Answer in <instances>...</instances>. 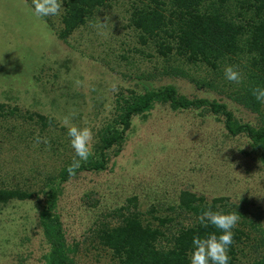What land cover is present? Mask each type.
<instances>
[{
	"label": "rangeland",
	"instance_id": "1",
	"mask_svg": "<svg viewBox=\"0 0 264 264\" xmlns=\"http://www.w3.org/2000/svg\"><path fill=\"white\" fill-rule=\"evenodd\" d=\"M128 6L129 1L120 0L97 10L87 26L64 41L58 36L63 5L56 16L37 17L32 0H0V101L51 115L58 128L64 117L70 124L91 128L93 154L103 131L120 112V96L168 83L189 98L226 102L240 121L264 123V103L261 112L249 109L235 99L233 85H222L225 69H216V75L203 65H189L190 77L172 71V65L184 64L164 59L152 42H140L129 25ZM212 77L219 81L205 83ZM223 119L203 108L173 110L157 104L148 116L132 118L120 153L112 147L106 169L83 170L64 182L58 212L67 241L79 243L76 263L118 264L95 241L94 229L102 220L116 222L113 211L133 196L139 210L155 207V214L177 206L184 189L209 202L225 196L223 204L237 209L239 220H254L264 227L263 155L246 135H229ZM32 136L0 143V177L17 183L24 174L33 181L35 193L0 208V264H44L49 249L39 222L45 199L39 189L45 170L61 160L31 149ZM14 171L20 172L18 176ZM18 183L22 189L30 184ZM177 219L184 221L186 215Z\"/></svg>",
	"mask_w": 264,
	"mask_h": 264
},
{
	"label": "trees",
	"instance_id": "2",
	"mask_svg": "<svg viewBox=\"0 0 264 264\" xmlns=\"http://www.w3.org/2000/svg\"><path fill=\"white\" fill-rule=\"evenodd\" d=\"M127 1L130 3V7L125 9L130 12L129 25L138 32L140 42L144 45L152 42L157 53L168 61L175 58L184 65L188 64L172 65V71L190 77L188 70L191 65H203L209 71H223L225 65L234 66L241 72V80L233 82L225 77L222 85H233L237 101L249 109L262 111L263 103L255 99L253 90L264 88V0ZM118 2L120 0H64L62 27L58 36L68 41L72 33L95 18L97 10L113 7ZM215 77L204 81L209 85L216 84L219 79ZM191 79L198 81L194 77ZM120 98V112L103 131L101 144L87 162H82L74 175H70L67 169L75 151L72 150L69 136H66L63 127L58 128L55 118L38 111H23L16 103L0 101V143L11 142L13 133L17 134L13 139L23 140L32 134L29 141L31 149L48 154V158L53 155L54 160H61L56 167L45 170L43 188L39 189L45 197L39 222L49 243L44 264H77L75 253L79 243L67 241L58 212L64 182L83 170L106 169L112 147H116V154L120 153L127 139V131L132 126V118L135 115L148 116L157 104H167L173 110L203 108L220 114L224 117L227 133L231 136L246 135L253 148L261 151L264 160V123L256 126L249 121L238 120L224 101L208 97L189 98L180 94L172 83L146 87L143 92H133ZM14 173V176H18L20 172ZM28 178L21 174L19 179L25 185L27 181L30 183L22 189L18 183L22 181L15 183L13 179L0 177V208L8 206L15 198L24 200L34 197L35 193L31 190L33 181ZM225 200V196H217L209 202L204 196L184 189L177 206H170L168 213L155 214V207L147 212L139 210L138 198L133 196L128 198L126 205L113 211L114 216H118L116 222L110 219L100 221L93 237L111 252L118 264H190L193 235L219 231L212 225L203 227L200 224L198 216L203 211L211 208L213 211H235L241 215L237 209L226 207L223 204ZM183 214L186 220L179 221L177 218L183 217ZM233 232L229 264H264L262 224L254 220H239Z\"/></svg>",
	"mask_w": 264,
	"mask_h": 264
},
{
	"label": "clouds",
	"instance_id": "3",
	"mask_svg": "<svg viewBox=\"0 0 264 264\" xmlns=\"http://www.w3.org/2000/svg\"><path fill=\"white\" fill-rule=\"evenodd\" d=\"M32 2L34 15L51 17L60 13L64 0H32ZM225 77L229 81L239 82L241 73L230 65L225 68ZM253 95L257 101L264 103V88L254 89ZM61 126L67 128L71 147L75 151V156L67 169L70 175H74L82 162H87L93 155V132L89 127L70 124L69 117L63 118ZM239 219L240 216L235 211H213L211 208L203 211L198 216L200 224L203 227L212 225L219 231H212L206 235H193L190 264H229L230 246L234 240L233 229Z\"/></svg>",
	"mask_w": 264,
	"mask_h": 264
}]
</instances>
